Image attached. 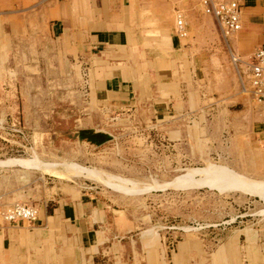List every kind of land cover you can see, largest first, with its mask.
Masks as SVG:
<instances>
[{
    "label": "rangeland",
    "instance_id": "1",
    "mask_svg": "<svg viewBox=\"0 0 264 264\" xmlns=\"http://www.w3.org/2000/svg\"><path fill=\"white\" fill-rule=\"evenodd\" d=\"M64 1L0 0V158L13 157L0 164H26L0 169V206L30 203L41 213L50 200L79 189L113 208L115 235L107 245L118 243L121 252L123 244L127 256L141 251L149 263L172 264L179 252L176 264H264L262 116L232 62V53L245 60L252 50L233 47L238 33L224 39L201 0H132L129 22L160 45L138 44L137 55L131 52L140 73L129 79L141 99L113 109L94 100L88 63L51 31L50 14ZM69 1L75 11H90V0ZM178 9L188 35L180 38L177 64L164 65L174 70L173 82L166 85L169 107L159 112L158 78L146 58L158 47L175 52L169 47ZM89 127L107 130L110 140H81ZM13 225L5 223L36 227ZM31 245L20 244L18 255L30 256ZM2 254L0 264H8Z\"/></svg>",
    "mask_w": 264,
    "mask_h": 264
},
{
    "label": "crops",
    "instance_id": "2",
    "mask_svg": "<svg viewBox=\"0 0 264 264\" xmlns=\"http://www.w3.org/2000/svg\"><path fill=\"white\" fill-rule=\"evenodd\" d=\"M97 1L90 0L88 1L90 5L84 4V7L90 10L86 14L75 11L74 1H64L56 8L55 13L50 14L54 19L51 23V31L66 39L69 42V49L73 53H78L79 58H83L88 63V72H92L94 78L91 88L94 100L102 101L113 109H120L130 106V103L133 105L134 100L141 99L136 97L139 87L134 80L129 79V75L137 76L140 73L139 66L133 63L138 59H131L130 56L137 55L138 44L151 45L155 42L151 36H147V29L139 30L138 24L129 22L130 17L133 16V13H130L132 0H100L99 8L97 7L94 12L91 9ZM240 1L242 24L244 23L245 28L238 32L233 40V47L244 45L245 53L250 50L253 52L256 47L264 43V0ZM113 2L115 5H112ZM3 36L4 32L0 26V52L4 47ZM170 36L171 45L167 47L175 52L166 54L165 50L158 47V49L154 48V56L150 54V59L146 58V63L152 67L149 74L158 78L154 86L155 98L158 99L154 109L159 112L169 107L166 85L173 82L170 78L174 70L164 65L169 63L175 66L178 56L182 57L184 54L180 51V37L175 31L171 32ZM156 43L159 44V39H156ZM146 53L144 50L142 54L146 57ZM105 118L107 119L106 115ZM80 132L93 137L96 143L85 141L96 146L105 144L111 138V133L107 130L94 127L84 128ZM29 152H32V149ZM8 158L13 157L0 158V161ZM25 166L26 164L10 162L0 164V169L20 167L26 170ZM20 177L26 179L23 174ZM69 192L71 195L65 194L66 196L50 200V210L48 203L44 204L35 223L36 227L30 231L24 228L13 229L0 222V254L3 253L2 256L8 264H134V261L137 264V260H141V264H155V260L149 263V259L143 258L141 251L134 253L129 250L128 256L132 253L131 258L127 256L123 244L119 246L121 252L116 248L118 243L112 242L107 245L115 235L110 229L112 224L117 222V217L112 216L113 208L94 195L79 189H72ZM118 218L119 220L123 218L125 221L123 214ZM28 241L32 243L30 256L18 255L21 250L20 244ZM138 253L141 259H137ZM177 255L179 252L175 254ZM185 255L184 253L179 257ZM175 256L172 255V264L178 263L176 260L179 258ZM26 258L29 260L24 262ZM183 259L188 260L185 257ZM156 262L158 263V260ZM252 264L258 263L252 261Z\"/></svg>",
    "mask_w": 264,
    "mask_h": 264
},
{
    "label": "built area",
    "instance_id": "3",
    "mask_svg": "<svg viewBox=\"0 0 264 264\" xmlns=\"http://www.w3.org/2000/svg\"><path fill=\"white\" fill-rule=\"evenodd\" d=\"M201 4L204 13L214 18L224 39L228 40L241 31L243 24L240 0H201ZM177 11L175 33L181 38L188 35V29L182 10ZM232 62L237 66L240 75L244 74V88L251 95L262 116L261 145L264 147V43L256 47L245 60L232 53ZM38 218L39 209L34 204L14 202L0 206V219L8 224L31 226Z\"/></svg>",
    "mask_w": 264,
    "mask_h": 264
},
{
    "label": "trees",
    "instance_id": "4",
    "mask_svg": "<svg viewBox=\"0 0 264 264\" xmlns=\"http://www.w3.org/2000/svg\"><path fill=\"white\" fill-rule=\"evenodd\" d=\"M90 134H92L93 132H89ZM78 137L81 139V140H88V141H90V142H92V143H96V140L93 138V137H91L90 135H86V134H84V133H82V132H80L79 133V135H78ZM98 144V143H97Z\"/></svg>",
    "mask_w": 264,
    "mask_h": 264
},
{
    "label": "bare ground",
    "instance_id": "5",
    "mask_svg": "<svg viewBox=\"0 0 264 264\" xmlns=\"http://www.w3.org/2000/svg\"><path fill=\"white\" fill-rule=\"evenodd\" d=\"M69 172V171H68ZM221 173V172H220ZM223 175H226V176H228V174H229V172H223L222 173ZM240 176V175H239ZM215 179V178H214ZM130 180V179H129ZM213 180V179H212ZM218 180V179H217ZM110 181H114L113 179L112 180H110ZM128 181V180H127ZM218 182V181H217ZM222 187V186H221Z\"/></svg>",
    "mask_w": 264,
    "mask_h": 264
}]
</instances>
